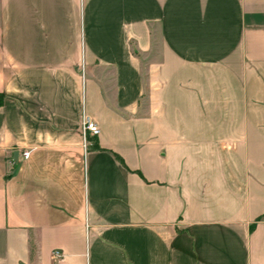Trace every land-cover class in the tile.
Wrapping results in <instances>:
<instances>
[{"label": "crops", "instance_id": "obj_1", "mask_svg": "<svg viewBox=\"0 0 264 264\" xmlns=\"http://www.w3.org/2000/svg\"><path fill=\"white\" fill-rule=\"evenodd\" d=\"M0 94V264H264V0H0Z\"/></svg>", "mask_w": 264, "mask_h": 264}, {"label": "built area", "instance_id": "obj_2", "mask_svg": "<svg viewBox=\"0 0 264 264\" xmlns=\"http://www.w3.org/2000/svg\"><path fill=\"white\" fill-rule=\"evenodd\" d=\"M81 134L83 139V146H85L86 135L89 134L90 136H97L98 128L93 121L89 120L87 117H83L81 122ZM28 155L29 151L21 152V157L24 160L27 159ZM51 257L53 258V260H59L61 257V253L58 250H53L51 252Z\"/></svg>", "mask_w": 264, "mask_h": 264}, {"label": "trees", "instance_id": "obj_3", "mask_svg": "<svg viewBox=\"0 0 264 264\" xmlns=\"http://www.w3.org/2000/svg\"><path fill=\"white\" fill-rule=\"evenodd\" d=\"M1 103H2V96H1V94H0V106H1Z\"/></svg>", "mask_w": 264, "mask_h": 264}]
</instances>
